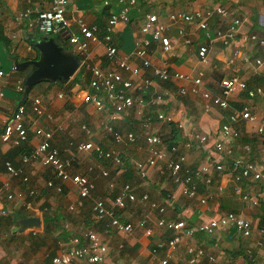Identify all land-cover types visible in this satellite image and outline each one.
<instances>
[{"label":"crops","instance_id":"crops-1","mask_svg":"<svg viewBox=\"0 0 264 264\" xmlns=\"http://www.w3.org/2000/svg\"><path fill=\"white\" fill-rule=\"evenodd\" d=\"M115 1L69 0L66 18L71 23V32L78 34L74 24L78 18L83 19L87 24L103 28L109 13L115 9ZM51 2L52 0H0V29L3 37L10 42L9 51L6 46L0 45V71H3L7 77L0 80L4 93V98L0 101V118L11 117L16 107L21 104L17 103L20 95L14 92L13 84L17 79L25 80L24 72L17 68V71L12 74L11 68L24 62L25 59L32 60L36 56L35 51H28L27 39L28 35L33 36L37 32H28L24 25H17L14 17L25 10H30L31 16L35 17L37 13L49 10ZM105 3L109 5L106 6ZM215 8L225 9L228 15L226 17L213 16L208 21L209 38L197 29L195 23L186 24L178 21L177 24L171 25L169 20L172 14L195 11L203 13ZM149 14L156 15L161 23L168 26L164 37L172 41L173 50L170 53H163L159 44L151 42L147 54L150 67L144 69L140 60L133 54L134 40L141 36L140 27L146 15ZM128 17L129 22L126 25L116 26L112 42L117 48L118 56L126 55L128 63L139 70L138 76L126 73L124 77L130 78L134 84H138L142 78H148L151 80V85L144 92L133 93L135 101L143 100V107L140 109L135 105L114 124L115 129L120 133H133L137 138L134 145L119 146L121 156L124 161L126 160L125 168L112 177L110 172L121 169L124 162L119 168L112 167L107 162L98 161L93 154L80 153L74 148L77 142L91 140L94 144H99L104 148L111 147L112 142L102 129L106 114L98 113L93 106L82 103L83 91L89 75L81 65L82 57L79 50L70 45L67 40L65 41L66 37L60 35L56 36H60L62 40L55 41V39L54 41L63 48H67V45L70 50L67 54L77 57L79 60L78 73H75L69 81L61 83V86L54 87L45 96L33 90H30L28 95L26 94L25 104L28 109L30 98L42 96L44 114H50L52 120L45 119L44 115L34 117L29 111L28 117L30 123L33 122V126L29 131L28 142L20 148L25 146L27 150L24 153H27L40 141L34 135L35 128L50 131L53 134L51 144L60 151L61 156L62 152L69 151L75 152L80 158L90 157L97 162V164L92 163V165L85 166L83 170L80 169L81 171L77 169L78 172H74L73 160L69 159L72 161L71 174L92 176L95 185L93 191L95 199L110 204L118 189L123 184H129L134 188L138 198L146 194L149 202L165 207V218L171 221L181 220L186 223L187 227L196 228L210 218L233 212L250 223L251 235L243 237L232 227L215 231L212 235L194 233L191 237L182 236L176 248L169 250L166 242L171 234L155 226L157 213L151 210L147 203L137 202L127 203L126 209L118 216L122 222L132 224L147 218L148 226L153 230V234L146 237L142 229L135 227L133 232L125 237L108 228L105 223L97 221L91 212L90 202L85 201L82 206H78L76 188L70 183H62L56 179L51 168L37 163L25 167L29 178L28 186L23 185L19 178L10 179L11 192L15 196L7 200L4 195H1V205L5 214L0 218L6 216V205L14 204L18 218L11 215L10 220L20 224L19 229L22 231L20 234L25 238L35 236L33 239L28 237L30 239L29 248L32 252L28 254L31 257L28 258L26 264H51L53 257L73 248L85 246L87 244L85 234L88 231L98 234L108 248V258L118 264H157L163 259H167L168 264H189L186 254L188 246L200 248L205 253V256L199 258L196 264H209L207 255H213L219 264H264V231L261 232L264 229V204L253 206L250 204V199L244 200L243 197L235 195V183L231 172L232 159L239 157L254 162L264 170V138L255 134L256 122L232 125L239 132L238 138L232 141L233 156L223 158L222 173L210 168L212 184L206 186L200 181L197 185L199 193L207 197L206 205H200L197 201L187 199L180 194V189L168 177L164 161L158 162L151 168L145 179H140L134 168V163L144 162L147 159L148 147L144 138L148 134L158 135L161 138L166 136L167 140H162L168 146V158L183 157L185 167L193 170L203 165L211 167L210 165L217 161L216 154L212 151V144L216 140L219 128L224 124H229V116L233 110L246 109L257 117L264 115V95L250 98L246 92L237 90L229 97V108L227 109H220L202 97L205 91L219 94L220 81L232 77L244 81L249 89L261 87L264 92V71L256 70L252 64L254 57H264V47L249 40L252 35L264 40V0H135V5L129 7ZM234 18L239 19L241 24L235 38L227 46H223L215 39V31L225 29ZM178 28H183L187 32L191 40L190 44H185L183 39L177 36ZM145 38L151 40L148 35ZM201 45L208 49V63L205 65L201 64L197 57V49ZM234 50L238 51L236 57H233ZM87 56V61L91 65L101 69L110 67L105 57V49L99 41H89ZM244 58L250 62H244ZM230 59H233L231 65L228 64ZM164 65H167V70L171 75L183 74L190 78L201 75L202 85L199 87V92L190 93L192 84L187 81L172 80L161 83L154 78L151 67L161 68ZM28 70L30 68L26 69ZM76 75H80V81L72 84L70 81ZM182 87L187 90L185 95L178 94V90ZM58 94H62L63 98L58 99ZM158 95L161 101L157 103L155 97ZM158 114L165 116L164 122L156 119ZM77 120L88 123V126L81 124L77 129L74 125ZM146 121L150 122L149 129L142 127ZM82 126L91 130L93 134L91 138L85 136L81 129ZM197 135L207 136L208 143L205 146L197 144L194 139ZM64 145V150H61L60 148ZM173 146L176 147L175 154H171L170 151ZM13 151L15 149L0 142V173L4 172L6 162H11L15 168L19 166V159L24 153H18L13 161L6 160V155L12 156ZM38 167L43 169V178L39 177ZM89 167L94 168L92 173L88 172ZM100 170H106L108 177H101ZM42 179L44 182H41ZM33 180L37 186L32 184ZM49 181L55 187L61 188V191L47 187ZM257 186L254 183L245 182L242 185L244 196L254 197L258 193ZM218 187H222V191L219 192ZM29 190L35 191L36 195L29 196L27 193ZM39 193L41 195L35 202L34 199L39 196ZM20 195H22L21 199ZM22 199L32 204L33 212L25 211ZM28 219H38L39 222H27ZM157 247L161 248L158 254L153 256L151 251ZM8 264L18 263L12 258ZM72 264L86 263L75 261Z\"/></svg>","mask_w":264,"mask_h":264},{"label":"built area","instance_id":"built-area-1","mask_svg":"<svg viewBox=\"0 0 264 264\" xmlns=\"http://www.w3.org/2000/svg\"><path fill=\"white\" fill-rule=\"evenodd\" d=\"M69 0H52L50 9L47 11L39 12L35 17L31 16L30 10L20 12L14 17V22L17 25H24L28 32H37L44 36L60 35L66 37L70 45L77 47L82 57L81 65L88 73V81L83 91L82 103L91 105L98 113L106 114L103 120L102 129L104 133L111 138L112 146L104 148L99 144L93 142H77L74 148L77 152L90 153L95 156L98 161L109 163L112 167H121L123 165V158L119 149L120 145H134L137 138L133 133L122 134L117 131L114 124L121 120V117L131 110L135 105L140 109L144 103L142 99L135 101L133 97L134 92H144L150 85L151 80L142 78L138 84H134L130 78L124 77V74L129 73L131 76H138L139 70L132 67L128 63L125 56L119 57L118 51L112 42L115 28L118 24L126 25L129 22L128 10L129 7L135 5V0H116L114 11L111 10L103 28L96 25L87 24L83 19L78 18L74 24L77 27L78 34L72 33L70 30L71 23L66 18V11ZM108 6V3H105ZM228 11L223 8H215L207 10L203 13L195 11L189 13L172 14L169 17L171 25L177 24L178 21L186 24L195 23L197 29L210 37L208 21L213 16L226 17ZM241 21L234 18L232 22L227 24L225 29H218L215 31V39L218 40L223 46H227L231 40L236 36ZM168 26L161 23L156 15H146L143 24L140 27V37L134 40L133 54L140 60L144 69L150 67V62L147 59L148 48L151 42L159 44L163 53H170L173 50L172 41L164 37L167 32ZM177 36L183 39L185 44H190L191 40L187 32L183 28L177 29ZM150 36L151 40L146 39ZM250 41L258 43L260 47H264V40L258 39L255 35L250 36ZM99 41L105 49V57L109 62L110 67L101 69L100 67L89 64L87 50L88 43ZM31 51V47H27ZM208 49L206 46L201 45L197 49V57L201 64L208 63ZM238 54L234 50L233 57ZM244 62H250L244 58ZM228 64H233V59L228 61ZM253 67L256 70L264 71V57L256 56L252 60ZM152 75L161 83H167L172 80L187 81L192 84L190 93L197 94L199 87L202 85L201 75L196 78H190L183 74L171 75L167 70V65L158 67H151ZM17 71V66L11 68L12 74ZM6 74L0 71V80L6 79ZM219 94H212L208 91L202 93L203 99L210 101L213 105L220 109L229 108V97L235 91L246 92L248 97L254 98L256 96L264 95L261 87L249 89L248 85L238 79L232 77L229 79H222L219 83ZM25 80L17 79L13 84V90L18 94H25ZM132 92V93H130ZM187 90L180 88L179 95H185ZM58 99H62L63 95L58 94ZM4 98V93L0 85V101ZM42 96H34L29 99V109L26 104H19L11 117L0 118V142L11 149L20 148L28 142L29 131L32 129L33 122L30 123L28 112L34 117L44 115L45 119L52 120L50 114H44L42 106ZM158 103L161 97H155ZM156 119L164 122L165 116L158 114ZM256 122L255 134L264 138V115L257 117L251 114L248 110L242 111L233 110L229 116V124H224L219 128L216 140L212 144V151L216 154L217 161L209 166L203 165L198 169H190L185 167V159L183 157L168 158L167 145L162 138L158 135L148 134L145 135L144 141L148 147V156L144 162L134 163V168L140 179H145L148 171L153 168L158 162L164 161L166 163L167 174L171 182L180 189V194L187 199L197 201L200 205L207 204V197L200 194L198 190V183L201 181L206 186L212 184V176L209 174L210 168L213 171L222 173L224 165L223 158L233 156L232 141L238 138L239 132L232 127L234 124ZM144 129H149L150 122L146 121L142 124ZM85 136L91 138L93 136L90 129L85 126L81 127ZM34 135L40 141L29 152L24 153L19 159V166L15 168L11 162L4 164V172L0 173V216L5 214L3 206L1 205V195L5 199L11 200L15 195L11 192L10 179L19 178L21 183L28 186L29 178L26 173V166L30 164H40L43 167L51 168L54 172V177L62 183H70L77 190V205L82 206L85 201L91 203V212L97 221L103 222L108 228L116 231L119 234L128 237L134 228H140L144 231L146 237L153 234V230L148 226L147 218L139 220L136 224L129 222H122L118 214L126 209L127 203H144L148 204L149 208L157 213L155 226L160 230H165L171 234V237L166 242V247L169 250H174L180 243L181 237H191L194 233H201L212 235L215 231L223 230L229 227L235 228L243 237L251 235V225L242 216L226 212L218 215L217 217L210 218L205 222L199 224L196 228H189L184 221H171L165 218V207H159L155 203L148 200L146 194L137 197L134 188L129 184H123L117 194L114 196L110 204L105 201L95 199L93 191L95 189L94 183L90 180L87 174H71L72 161L64 159L58 149L54 148L51 144L53 134L50 131H44L41 128L33 130ZM199 145H206L208 137L205 135H197L194 137ZM171 154L176 153V147L170 148ZM93 167L88 168V172L92 173ZM231 172L233 176L234 194L243 197L244 200L250 199V204L253 206L264 204V170L252 161L244 160L243 158H234L231 163ZM101 177H108L106 170H100ZM248 182L250 184L258 185V190L254 197L244 196L242 185ZM47 187L55 188L60 192L61 188L55 187L49 181ZM112 187V185H110ZM218 191H222V187H218ZM28 195L34 197L35 191L29 190ZM19 196V194H17ZM22 198V195L19 197ZM23 201L25 211L33 212L34 208L30 202ZM71 209V208H70ZM264 229L261 230L263 232ZM87 244L83 247L73 248L66 253L55 256L51 260V264H72L75 261H84L86 264H118L116 261L108 258L109 251L106 245L103 244L97 233L88 231L85 234ZM161 248V247H160ZM160 248H155L151 251L153 256L158 254ZM189 264H196L199 258L204 257L205 253L202 249L193 246L186 248ZM209 264H219L213 255L206 256ZM157 264H168L167 259L160 260Z\"/></svg>","mask_w":264,"mask_h":264},{"label":"water","instance_id":"water-1","mask_svg":"<svg viewBox=\"0 0 264 264\" xmlns=\"http://www.w3.org/2000/svg\"><path fill=\"white\" fill-rule=\"evenodd\" d=\"M66 41V38H64ZM39 60L28 61L17 65L21 72L30 68V74L25 78V94L43 80L65 83L76 73L79 67L77 57L63 52V48L55 43L53 38L44 37L35 44ZM27 222H39L38 219H28Z\"/></svg>","mask_w":264,"mask_h":264},{"label":"rangeland","instance_id":"rangeland-1","mask_svg":"<svg viewBox=\"0 0 264 264\" xmlns=\"http://www.w3.org/2000/svg\"><path fill=\"white\" fill-rule=\"evenodd\" d=\"M41 37H43L41 35ZM67 48H63V52L64 53H69L70 50L68 48V46L66 45ZM27 71L24 72V74L26 75ZM78 73V71L76 72ZM81 124H85L88 126V123L82 121V120H77L76 122H74L75 127H78ZM67 136V134H66ZM68 139V137L66 138V140ZM162 139L165 141L166 136H162ZM233 146V145H232ZM65 145L60 148L61 150H64ZM17 156V155H15ZM62 157L64 159H72L73 160V171L74 172H78L81 171L80 169H84L85 166L87 167L88 165H92L93 164H97V162L94 161V159H90V157H79L78 155L75 154V152H62ZM3 164V162H2ZM126 166V160L124 161V166L121 169H115L112 170L110 172V174H112V177L114 174H117L119 171L123 170V168H125ZM78 169V170H77ZM43 169H41L40 167H38V174L40 178H43ZM90 180L93 182L92 176H89ZM41 182H44V180L42 179ZM40 182V183H41ZM121 182V181H120ZM32 184L34 186H37V184L35 183V181H32ZM39 191V189H37ZM40 193L39 196H37L34 200L35 202L38 201L39 197H40ZM94 197V196H93ZM33 200V201H34ZM6 216H4L3 218H0V264H8V262H10V260L12 258L16 259V262L18 264H26V261L28 260V258H30L31 256H29L28 254L31 253V249L29 248V238L33 239L35 236H27L26 238L24 236H22V231L19 229L18 226H12V232L8 231L7 227H6V223H7V219H10L8 217L12 216H16L15 218L17 219V213H15V211H17L14 208V204L10 203L6 205ZM18 209V208H17ZM22 211V210H21ZM23 212V211H22ZM7 217V218H6ZM29 237V238H28ZM15 253V254H14ZM18 255V256H17ZM3 262V263H2Z\"/></svg>","mask_w":264,"mask_h":264},{"label":"trees","instance_id":"trees-1","mask_svg":"<svg viewBox=\"0 0 264 264\" xmlns=\"http://www.w3.org/2000/svg\"><path fill=\"white\" fill-rule=\"evenodd\" d=\"M47 38H53L55 41H57L58 39H61L62 38L60 36H55V35H52V36H45ZM44 37H41V35L39 33H34L33 36H30L28 35V39H27V42H28V45L29 47H31V49L33 51H35L36 53V56L35 58H33L32 60H28V59H25L24 62H28V61H34V60H39V53L38 51L35 49V44L38 42V41H41ZM0 45H3V46H6V49H8V51L10 50V42L5 38L3 37V33H2V30L0 29ZM11 56V55H10ZM22 62V63H24ZM22 63H18V64H22ZM30 70L27 71L26 75L24 74V77L26 78L29 74H30ZM23 75V74H21ZM23 77V76H22ZM80 81V75H76L70 82H72V84H75V83H78ZM57 86H61V83H58V82H51V81H48V80H43V81H40L38 83H36L31 91H37L39 93H41L42 95H46L48 94L51 90L54 89V87H57ZM20 97L17 101V103H21V104H24L26 102V98H27V95L25 94H19ZM29 138V136H28ZM14 150V149H13ZM26 147L23 146L22 148H19V149H15V151H13L12 153V156L10 154L6 155V160H10V161H13V158L15 157V155H17L18 153L19 154H22L26 151ZM4 219V217H1ZM7 218V217H6ZM9 218V217H8ZM12 226H20L19 223H17V221H11L10 219H7V223H6V227L8 228L7 230L8 231H11L12 232Z\"/></svg>","mask_w":264,"mask_h":264}]
</instances>
